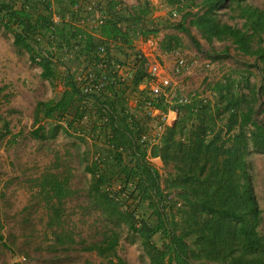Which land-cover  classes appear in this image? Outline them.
<instances>
[{"label": "trees", "instance_id": "16d2710c", "mask_svg": "<svg viewBox=\"0 0 264 264\" xmlns=\"http://www.w3.org/2000/svg\"><path fill=\"white\" fill-rule=\"evenodd\" d=\"M96 1L110 16L98 36L75 25L77 0H0V25L13 35L14 46L41 66L43 79L63 88L59 99L38 101L31 136L55 140L64 132L92 142L86 211L102 226L91 242L69 226L66 204L78 194L73 186L78 156L53 150L52 167L37 186L52 249L80 247L102 264H129L119 254L126 230L150 264H264V212L250 161L254 153L264 154V122L257 118L264 114V9L248 0H164L171 15H182L177 24L165 25L148 0L134 6ZM53 6L59 24L52 20ZM164 25L203 51L193 28L211 47L225 44L221 56L230 57L232 48L244 64L209 83L210 97L194 94L172 106L164 99L153 102L160 112L177 114L173 126L148 113L152 99L140 90L148 78L147 61L136 48L138 40L158 37ZM101 45L107 48L104 58ZM181 47L180 39L161 44L165 53ZM103 61L109 85L101 93H85L87 75L100 78ZM120 63L133 66L125 81L113 74ZM10 126L8 119L0 120V141L11 134ZM152 128L162 130L155 145L143 139ZM151 159L161 160L164 174ZM4 241L0 232L8 247Z\"/></svg>", "mask_w": 264, "mask_h": 264}, {"label": "rangeland", "instance_id": "374dc122", "mask_svg": "<svg viewBox=\"0 0 264 264\" xmlns=\"http://www.w3.org/2000/svg\"><path fill=\"white\" fill-rule=\"evenodd\" d=\"M135 1L124 2L132 5ZM248 3L264 9V0H248ZM166 11L169 22L177 24L181 21V14L174 17L169 9ZM223 16L226 19L225 11ZM160 18L158 16L157 20ZM191 31L201 42L203 51L197 50L185 34L170 26H162L158 34L161 44L165 38H173L180 39L182 47L173 53L161 51L160 60L173 75V86L180 97L190 98L199 94L207 98L211 96L209 83L233 69H242L244 64L241 58H234L236 53L232 48L230 57L221 56L225 44L215 43L211 47L195 29L191 28ZM177 68L179 73H176ZM250 70L254 74L253 82L257 83V71ZM42 72L41 66L32 62L26 51L14 46L13 35L0 25V120L5 118L11 123V134L0 141V232L8 245L6 247L0 242V264H102L96 254L80 247L66 252H58L51 247L53 236L46 227L47 210L38 195L37 186L38 180L52 167L53 150L61 154L72 150L78 156L79 165L73 182L78 194L66 204L69 226L81 239L91 242L97 238L96 228L102 224L92 212L86 211L90 176L85 167L94 160L91 140L78 139L64 132L55 140L42 141L31 136L38 101L59 99L63 90L58 81L43 79ZM132 101L130 107L135 109ZM257 118L264 122L263 113H259ZM152 129L150 134H156L157 130ZM250 161L255 193L264 212V154L254 153ZM152 164L164 174L161 161L154 160ZM261 230L264 233V214ZM134 239L128 231L123 232L120 256L129 264H150L141 245L133 243Z\"/></svg>", "mask_w": 264, "mask_h": 264}, {"label": "built area", "instance_id": "2783aa9c", "mask_svg": "<svg viewBox=\"0 0 264 264\" xmlns=\"http://www.w3.org/2000/svg\"><path fill=\"white\" fill-rule=\"evenodd\" d=\"M152 5L158 3L157 0H148ZM75 12L78 13V20L75 25L85 31H88L98 36L100 30L106 25L110 16L99 6L96 0H77L76 5L74 6ZM52 10V20L55 24H59L62 21L61 16L57 13L55 6L51 8ZM177 14H174L176 17ZM140 56L147 61L148 67V78L140 86V90L147 91L150 94L151 101L148 102L147 110L152 117H161V120L164 126H173L177 114L173 111L168 113H162L159 110L155 109L153 102L158 101L159 99H164V101L173 105L176 102L187 103V97H180L177 94L173 86V75L161 64V42L158 37H150L148 39H140L138 45L136 46ZM99 53L102 58L106 56L107 48L105 45L99 47ZM106 61H103L100 64V68L103 72L100 78H96L95 75H87V79L83 85L85 93H101L106 90L107 85H109L110 76L105 71L107 68ZM132 65L130 63H120L114 65L113 74L116 75L122 81H125L130 74L132 73ZM179 68L176 69V73H179ZM137 101L134 100V104ZM162 130L159 129L156 131V134L144 136L143 139L149 141L150 144L155 145L158 143L161 137ZM154 160L160 159H151L153 163Z\"/></svg>", "mask_w": 264, "mask_h": 264}, {"label": "crops", "instance_id": "0c3cea01", "mask_svg": "<svg viewBox=\"0 0 264 264\" xmlns=\"http://www.w3.org/2000/svg\"><path fill=\"white\" fill-rule=\"evenodd\" d=\"M122 1H125V0H122ZM158 3L152 5L153 8H154V16L155 18H157L158 16H160V21H162L163 23H165V25H167V22H169L166 18V15H167V11L168 8L166 7V4L164 2V0H157ZM137 1H135L134 4H132V6L136 5ZM139 43V40L136 42V46L138 45ZM137 48V47H136ZM177 119V117H176ZM176 119H175V122H176Z\"/></svg>", "mask_w": 264, "mask_h": 264}]
</instances>
